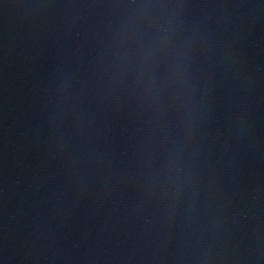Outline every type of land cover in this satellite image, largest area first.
<instances>
[{
	"label": "water",
	"instance_id": "obj_1",
	"mask_svg": "<svg viewBox=\"0 0 264 264\" xmlns=\"http://www.w3.org/2000/svg\"><path fill=\"white\" fill-rule=\"evenodd\" d=\"M0 264H264V0H0Z\"/></svg>",
	"mask_w": 264,
	"mask_h": 264
}]
</instances>
